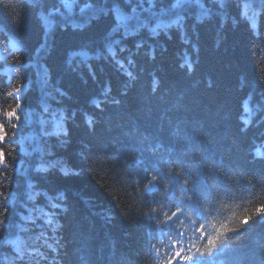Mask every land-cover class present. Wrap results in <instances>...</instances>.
I'll return each instance as SVG.
<instances>
[{"label":"trees","instance_id":"1","mask_svg":"<svg viewBox=\"0 0 264 264\" xmlns=\"http://www.w3.org/2000/svg\"><path fill=\"white\" fill-rule=\"evenodd\" d=\"M0 50V264H264V0H0Z\"/></svg>","mask_w":264,"mask_h":264},{"label":"clouds","instance_id":"2","mask_svg":"<svg viewBox=\"0 0 264 264\" xmlns=\"http://www.w3.org/2000/svg\"><path fill=\"white\" fill-rule=\"evenodd\" d=\"M224 210H228V206H224ZM257 211H259L260 213H264V208L261 209H246L244 211V213L240 214L238 219L240 222L242 223H246L248 221V219L251 218V215H255L257 213ZM251 213V215L249 214ZM213 220L215 222H213ZM225 220H227V222H225ZM164 221L161 220L160 223H163ZM194 222V221H193ZM231 224L232 228H238L240 227V223H232V214L230 212L229 215H227L226 217L222 218V219H217V218H212L209 220V226L213 229L216 230L217 234L223 232V231H227L229 230V225ZM203 227V225H200L197 227V231L200 230V228ZM216 237L215 236H211L209 237V240L207 242V244L204 245V247L202 248H198L197 250L200 251L201 253L205 252V251H209L210 250V245H213L215 243ZM194 243H198V241H195ZM181 249H176L175 253H180ZM183 259H190V256H185L183 257ZM168 259L166 260H161L159 262V264H167Z\"/></svg>","mask_w":264,"mask_h":264},{"label":"rangeland","instance_id":"3","mask_svg":"<svg viewBox=\"0 0 264 264\" xmlns=\"http://www.w3.org/2000/svg\"><path fill=\"white\" fill-rule=\"evenodd\" d=\"M9 44H10V46H11L12 48H15V47L18 46V42H17V39H16L15 36H12V35L10 36ZM1 56H3V52L0 50V57H1ZM3 70H5L6 72H9V71H10V68H9V67H4ZM246 108H247V106H246ZM22 112H23V110H22ZM15 118L18 119L19 116L16 115ZM242 118H243L244 120H249V114H248V113H243V114H242ZM255 150H256V152H262V151L264 152V147H263L262 145H259V146H257V147L255 148Z\"/></svg>","mask_w":264,"mask_h":264},{"label":"snow or ice","instance_id":"4","mask_svg":"<svg viewBox=\"0 0 264 264\" xmlns=\"http://www.w3.org/2000/svg\"><path fill=\"white\" fill-rule=\"evenodd\" d=\"M170 218H171L170 216H167V215H166V219H170ZM174 255L179 256L180 253H175ZM167 264H171V257L168 258V262H167Z\"/></svg>","mask_w":264,"mask_h":264}]
</instances>
